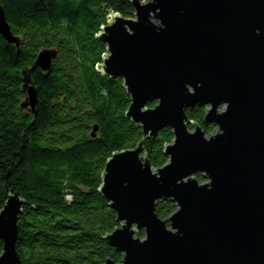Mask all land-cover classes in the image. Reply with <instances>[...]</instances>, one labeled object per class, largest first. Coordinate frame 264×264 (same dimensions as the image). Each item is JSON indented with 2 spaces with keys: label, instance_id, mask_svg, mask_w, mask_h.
<instances>
[{
  "label": "water",
  "instance_id": "1",
  "mask_svg": "<svg viewBox=\"0 0 264 264\" xmlns=\"http://www.w3.org/2000/svg\"><path fill=\"white\" fill-rule=\"evenodd\" d=\"M132 4L134 16L111 13L97 33L107 48L97 70L122 79L125 116L144 136L168 127L173 140L160 168L143 155L144 140L106 161L100 192L120 225L105 239L123 258L103 264H264V0ZM0 35L19 47L3 6ZM55 56L41 50L33 68L49 70ZM29 82L22 106L35 111ZM196 105L207 106L209 135L185 113ZM162 199L177 208L163 220L155 209ZM24 204L10 193L0 210V264H22Z\"/></svg>",
  "mask_w": 264,
  "mask_h": 264
},
{
  "label": "trees",
  "instance_id": "2",
  "mask_svg": "<svg viewBox=\"0 0 264 264\" xmlns=\"http://www.w3.org/2000/svg\"><path fill=\"white\" fill-rule=\"evenodd\" d=\"M0 6L21 40L17 47L0 35V210L10 193L24 200L17 223L19 259L118 263L122 252L105 239L120 225L100 192L105 163L144 140L143 155L160 168L173 140L168 127L144 136L125 116L131 99L122 79L97 70L107 52L97 33L111 13L134 16L132 0H0ZM50 48L56 50L51 68H33L39 52ZM28 77L36 89L35 111L22 106ZM206 109L196 105L185 113L209 135L215 126L204 123ZM197 178L204 179L201 173ZM155 209L163 220L177 208L162 199ZM2 247L0 239V255Z\"/></svg>",
  "mask_w": 264,
  "mask_h": 264
},
{
  "label": "rangeland",
  "instance_id": "3",
  "mask_svg": "<svg viewBox=\"0 0 264 264\" xmlns=\"http://www.w3.org/2000/svg\"><path fill=\"white\" fill-rule=\"evenodd\" d=\"M217 129H218V127H217ZM198 175V174H197ZM204 180V179H203Z\"/></svg>",
  "mask_w": 264,
  "mask_h": 264
}]
</instances>
